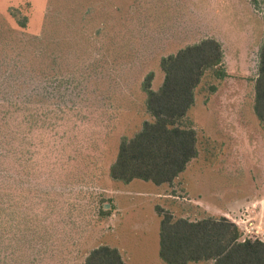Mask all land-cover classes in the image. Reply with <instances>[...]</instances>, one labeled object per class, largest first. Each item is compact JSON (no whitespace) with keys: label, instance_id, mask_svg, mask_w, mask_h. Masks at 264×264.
Returning <instances> with one entry per match:
<instances>
[{"label":"rangeland","instance_id":"1","mask_svg":"<svg viewBox=\"0 0 264 264\" xmlns=\"http://www.w3.org/2000/svg\"><path fill=\"white\" fill-rule=\"evenodd\" d=\"M209 37L223 45L228 77L207 72L186 115L198 156L172 184L113 180L121 139L152 120L146 77L154 73L158 90L162 58ZM263 39L264 0H0L7 264H85L103 245L125 264H168L157 206L175 219L224 216L244 239L264 241V122L254 89ZM243 219L257 234L245 235Z\"/></svg>","mask_w":264,"mask_h":264},{"label":"trees","instance_id":"2","mask_svg":"<svg viewBox=\"0 0 264 264\" xmlns=\"http://www.w3.org/2000/svg\"><path fill=\"white\" fill-rule=\"evenodd\" d=\"M161 68L165 76L158 90L152 86L153 72L143 82L152 120H146L134 137L121 139L110 168V177L115 181L129 183L140 179L157 185L172 184L198 156V133L186 121L195 103L196 89L207 72L218 80L228 77L223 45L214 37L163 57ZM254 89L255 113L264 122V39ZM27 119L35 124L38 116L32 114ZM156 211L162 216L160 256L168 264H264V241L244 239L239 226L227 217L190 221L175 219L159 206ZM8 259L11 260L10 253L6 254L0 244V264H7ZM85 264L125 261L118 248L103 245L88 254Z\"/></svg>","mask_w":264,"mask_h":264},{"label":"built area","instance_id":"3","mask_svg":"<svg viewBox=\"0 0 264 264\" xmlns=\"http://www.w3.org/2000/svg\"><path fill=\"white\" fill-rule=\"evenodd\" d=\"M243 222H245V224H246V226L244 228L245 235L248 234V233L249 234H257L255 232H258V231H256V227L253 225V222H251V220L249 222L248 220L243 219ZM236 225H238V224H236ZM256 239H259V238H256Z\"/></svg>","mask_w":264,"mask_h":264}]
</instances>
